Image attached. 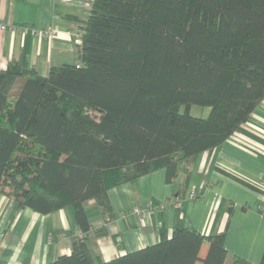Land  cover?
I'll list each match as a JSON object with an SVG mask.
<instances>
[{
  "label": "trees",
  "instance_id": "16d2710c",
  "mask_svg": "<svg viewBox=\"0 0 264 264\" xmlns=\"http://www.w3.org/2000/svg\"><path fill=\"white\" fill-rule=\"evenodd\" d=\"M77 33L75 63L41 75L26 42L0 70V193L42 214L71 206L81 233L45 264H256L228 256L227 227H174L102 260L85 203L110 220V188L159 168L172 182L181 163L187 186L197 155L248 120L264 98V0H92Z\"/></svg>",
  "mask_w": 264,
  "mask_h": 264
},
{
  "label": "crops",
  "instance_id": "0c3cea01",
  "mask_svg": "<svg viewBox=\"0 0 264 264\" xmlns=\"http://www.w3.org/2000/svg\"><path fill=\"white\" fill-rule=\"evenodd\" d=\"M88 8L86 0H0V24L4 25L0 28V70L20 57L26 42L27 63L41 75L52 65L75 63L77 22L86 17ZM21 25L39 30L52 25L57 32L28 35V31L17 30ZM188 175L185 186L181 163L172 182L166 181L165 168H159L110 188L114 212L110 220L88 200L91 254L109 260L155 243L162 232L170 235L174 227L202 234L227 227L228 256L259 263L264 251V98L222 144L197 155L188 165ZM190 189L198 199H188ZM78 234L71 206L42 214L18 208L0 193V264L48 263L69 254Z\"/></svg>",
  "mask_w": 264,
  "mask_h": 264
},
{
  "label": "built area",
  "instance_id": "2783aa9c",
  "mask_svg": "<svg viewBox=\"0 0 264 264\" xmlns=\"http://www.w3.org/2000/svg\"><path fill=\"white\" fill-rule=\"evenodd\" d=\"M87 1V5L90 6L92 0H86ZM28 26V25H26ZM11 27H14V26H11ZM0 28L3 29L4 28V25L3 24H0ZM16 27H14L13 29H15ZM17 30H20V31H29V33L31 35H43V36H50L51 34H53L54 32H56V30L52 27V26H47L46 28L44 29H36L34 27H30V29L28 28V30H25L23 28V26H19L17 27ZM77 43L79 42V33L76 34V40H75ZM194 196V193L192 191H190L188 193V198L191 199L193 198ZM217 199H220L219 195H217ZM177 203V201H176ZM261 209L264 211V199L261 201ZM66 234H64L65 236Z\"/></svg>",
  "mask_w": 264,
  "mask_h": 264
},
{
  "label": "rangeland",
  "instance_id": "374dc122",
  "mask_svg": "<svg viewBox=\"0 0 264 264\" xmlns=\"http://www.w3.org/2000/svg\"><path fill=\"white\" fill-rule=\"evenodd\" d=\"M50 26H52V25H50ZM53 27V26H52ZM12 29L14 28V27H11ZM23 28L24 29H26V30H28V26H26V25H23ZM54 28V27H53ZM55 30H56V32H57V29L56 28H54ZM29 32V31H28ZM56 32H54L53 34H51L50 36H53V35H55L56 34ZM182 109H183V107H182ZM190 114H192V115H196V116H201V117H204V116H206L207 114H208V111H209V109H208V107H201V106H196V105H193V106H191L190 107Z\"/></svg>",
  "mask_w": 264,
  "mask_h": 264
}]
</instances>
